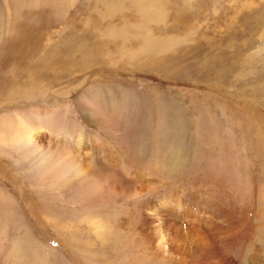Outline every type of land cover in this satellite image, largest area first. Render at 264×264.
I'll list each match as a JSON object with an SVG mask.
<instances>
[{
  "label": "rangeland",
  "instance_id": "1",
  "mask_svg": "<svg viewBox=\"0 0 264 264\" xmlns=\"http://www.w3.org/2000/svg\"><path fill=\"white\" fill-rule=\"evenodd\" d=\"M18 25L44 65L0 66V264H168L146 241L166 203L224 227L245 211L248 237L218 264H263L246 254L264 237V0H0L2 63ZM147 39L166 49L136 54ZM32 126L48 138L26 141ZM64 145L105 196L43 161Z\"/></svg>",
  "mask_w": 264,
  "mask_h": 264
},
{
  "label": "bare ground",
  "instance_id": "2",
  "mask_svg": "<svg viewBox=\"0 0 264 264\" xmlns=\"http://www.w3.org/2000/svg\"><path fill=\"white\" fill-rule=\"evenodd\" d=\"M113 10H115V9L114 8L111 9V6H110L109 7V14H108L109 18L114 17V15L112 13H115V11H113ZM138 11L145 13L146 15H149L153 11L156 12V10H154L153 6H140V5H138ZM155 14L156 13H154V14L152 13V14H150L149 17L154 18ZM149 17H147V18H149ZM151 20H153V19H151ZM13 23H11V24H13ZM18 26L20 27V29H19L20 32L17 35L14 34V36L15 35L16 36L8 41L10 43L9 48L6 52V55L4 56V59H3L4 63L0 62V66H2V68H7L11 64L17 65V66H23V64H27V65H29L30 69H32V70L34 69L33 73H35L37 70V66L40 67L41 65H44V64L43 63H41V64L30 63V61L27 62V59H29L28 57H31V53H33L34 48H37L39 46L37 44V43H39V38H37V36H34V35H29L30 33L28 32L29 31L28 26H23V25H18ZM9 29H10V27H9ZM17 29H18V27H17ZM10 31H11V29H10ZM115 33H116V35H115ZM121 33H122V35H120V38H121L122 44H127V42H128L127 37L124 36L123 32H121ZM109 34H111V35L113 34V35L119 37V35L117 34V31L113 32V30H111V32ZM148 41H151V40L147 39L145 46H143V47L140 46V48L137 50L139 52H137L136 54H140V53L143 54L145 52H154V51L159 53V52H162L166 49V43H164L163 41H162V43L158 42V40H155L157 42H148ZM5 43H6V41H5ZM36 44L38 46H35ZM130 44H132V43H130ZM121 47H122V49L124 48L122 50V52L126 51L127 48L125 46L124 47L121 46ZM121 47H119V48H121ZM128 53H129V51H128ZM134 54H135V52H134ZM134 54H131V55L134 56ZM121 56H122V54H121ZM135 57H131V58H135ZM126 58H128V57H126ZM53 61H54V63H52L53 64L52 68L57 70V71H60V69L63 68V64L65 63V61L60 60V59H56ZM43 69H44V67H43ZM17 70L20 71L19 69H17ZM22 70H23V68H22ZM13 71H14V69H13ZM0 85H2V83ZM30 85H32V83H30ZM4 86H3V88H4ZM26 86H28V85H26ZM3 88H2V90H3ZM15 90H18V89H15ZM0 92H1V90H0ZM19 93L21 94L20 90H19ZM14 95H16V93ZM32 127L28 128V129L25 128L27 130L22 129L23 131H25V132H23V133H25L23 136H24L26 141L29 142V141H32L33 139H35L36 142H39V141H42L44 139V137H47V135H45V133L39 131L41 129V126H38L37 128H35V127L32 128ZM45 141H46V139H45ZM77 142H79V141H77ZM57 143L59 144L61 142H57ZM77 144H79V143H77ZM36 146H37V144H36ZM82 146H84V145H82ZM44 149H45V147H44ZM53 149L50 148L49 150H39V151H45V152H40V154L43 157V161L45 163H50V164L53 163L52 164L53 168L56 169L57 167H60V168H62L63 173H68V172L70 173L71 172L72 174H74L75 179H77L79 181L81 180V182L84 184L85 190L89 192V195H88L89 197L90 196L93 197L95 195H102V196L106 195L104 190L101 189V187H104L103 186L104 185L103 180H102V182L97 183V181L93 177V174L95 173V171L97 169L95 168V164L92 161L91 162L89 161L90 158L88 156H86L85 154L84 155L79 154V153L76 154L74 151H72L71 147H69L67 145H64L62 147L61 152H58L59 149H57V148L55 150H53ZM60 149H61V147H60ZM107 172H109V171H107ZM119 176H120V174H119ZM98 177H99V174H98ZM111 178H112V183L110 182L112 184L111 188H109V185L107 184L111 194L112 195H116V193L121 194L123 191L120 190L118 180L114 179L113 174H111ZM96 183L99 185H96ZM159 209H160L159 211H156V215H155L156 217L151 216V219H153L154 222H155V219L158 221V224L155 226V228L157 229V233L156 234L151 233L152 237H150L151 236L150 234L146 236V241L149 244L152 243V246H153V247H151L152 251H151V253H149L148 258L150 260L156 261L157 263L162 262V263H168V264H188L187 259H188L189 255H191L192 256L191 261L193 262V264H218L220 262H223V261L229 259L230 256H228V255H230V251L232 249L233 241H235L237 239L243 240L244 238L248 237L247 234H248L249 229L251 227V225L249 224V221H247V215H246L245 211L242 213V216L239 215L242 217L241 219L239 217L240 220L235 219V217H229L227 215L228 217L226 218V221H228L227 222L228 226L224 227L218 223H215L214 222L215 220L212 221V219L208 218L205 214L199 213V211L193 212L190 210L182 209L178 203L177 204L173 203L172 205L170 203H166L165 205H161ZM204 225L209 226L208 232L204 231V227H203ZM210 231H211V233H210ZM135 233L136 232L134 230V232L131 234V237H132V243H134L136 245L139 243V240L141 242H143L144 237L139 239L137 237H140V234H138V233L135 234ZM220 234L222 236H224V239H225V240L223 239L224 240V247H221V246L219 247L218 245L216 246L217 241H215V239L213 237V235L219 236ZM151 238H153V242H151V240H150ZM259 244L261 245L260 250L258 248H256L258 250L253 249L254 251H252V249L251 250L249 249V253L247 252L248 254H246V255H247V257H248V255H250L248 257L250 259H251V256L253 258H257L258 261H260L264 264V252H263V250H264V237H262V241ZM218 248L221 249L220 254H218ZM216 254L219 256L216 257ZM216 259H218V261L216 263H214Z\"/></svg>",
  "mask_w": 264,
  "mask_h": 264
}]
</instances>
